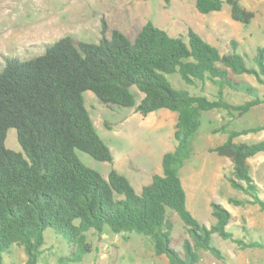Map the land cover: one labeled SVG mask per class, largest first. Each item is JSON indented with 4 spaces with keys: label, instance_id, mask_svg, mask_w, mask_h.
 Returning <instances> with one entry per match:
<instances>
[{
    "label": "trees",
    "instance_id": "16d2710c",
    "mask_svg": "<svg viewBox=\"0 0 264 264\" xmlns=\"http://www.w3.org/2000/svg\"><path fill=\"white\" fill-rule=\"evenodd\" d=\"M224 5L244 25L255 17L240 0H195L197 10L205 15L221 11ZM232 43L233 51L222 54L191 28L185 35L173 36L149 21L134 40L118 29L96 43L64 35L47 44L42 55L29 60L9 57L0 70V264L2 254L11 253L15 245L24 248L26 264H41L47 230L62 236L72 249L58 258L59 264L83 261L91 251L87 233L92 230L147 238L155 253L167 256L170 264H197L201 250L221 259V251L212 244L213 234L243 249L263 248L258 241L234 237L228 229L231 213L221 204H211L215 218L211 227L199 223L187 207L179 175L193 154L204 112L222 110L241 116L264 102L256 88L235 78L249 74L264 85V47L259 46L250 58ZM175 73L190 86L211 82L217 87L215 99L202 94L204 90L193 94L174 89L168 75ZM133 87L143 94L138 106ZM228 88L251 99L232 104L225 96ZM86 91L106 105L136 107L143 116L161 109L177 114L175 148L164 153L162 173L153 175L140 194L116 169L106 178L80 159L82 152L100 162H113L112 151L86 108ZM11 128L22 152L5 145ZM263 128L227 130V139L210 151L232 162L227 179L248 196L230 198V203L257 205L264 211L249 164L250 158L264 152V140H235ZM175 214L195 242L192 246L186 240L183 253L171 246Z\"/></svg>",
    "mask_w": 264,
    "mask_h": 264
},
{
    "label": "rangeland",
    "instance_id": "374dc122",
    "mask_svg": "<svg viewBox=\"0 0 264 264\" xmlns=\"http://www.w3.org/2000/svg\"><path fill=\"white\" fill-rule=\"evenodd\" d=\"M240 2L255 13L248 25L235 21L228 5L219 12L201 14L195 0H0V70L9 57L29 60L42 55L47 44L64 35H71L75 41L96 43L118 29L134 40L149 21L173 36L185 35L191 28L222 54L233 51L235 41L237 52L254 58L257 48L264 47V0ZM235 78L252 85L264 99V85L254 76L243 74ZM168 79L176 90H190L193 94L204 90L202 94L210 99H215L217 94V87L209 81L190 86L177 73L168 75ZM132 91L138 106L143 94L135 87ZM225 96L232 104L251 99L248 94L231 88L225 90ZM84 99L97 133L112 151L113 162H100L82 152L78 153L80 159L106 178L116 169L140 194L152 182L153 175L162 173L164 153L175 148L177 114L161 109L143 116L136 107L106 105L91 91L84 92ZM201 120L193 154L179 171L188 209L199 223L209 228L215 223L211 204H221L231 213L228 229L235 238L264 245V211L257 205L230 203V198L247 199L248 196L234 189L227 179L233 169L232 162L210 151L227 139V130L264 127V102L241 116L213 110L204 112ZM235 140L247 143L264 140V128L241 134ZM5 145L17 152L23 151L15 129L8 130ZM249 164L264 199V152L250 158ZM173 219L171 246L183 253L186 240L192 246L195 242L179 216L175 214ZM50 231H46L47 244L41 264H59L58 258L69 255L72 250L62 236L56 237ZM87 241L91 251L83 261L74 264H170L167 256L157 255L151 242L137 234L92 230L87 233ZM212 244L221 251L222 258L201 250L197 264H264V247L243 249L217 234L212 235ZM2 258L3 264H26L27 261L24 248L18 245L11 253L2 254Z\"/></svg>",
    "mask_w": 264,
    "mask_h": 264
}]
</instances>
